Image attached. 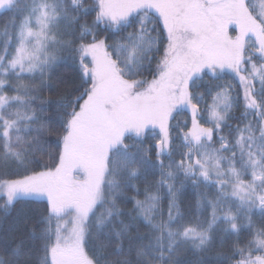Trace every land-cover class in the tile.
I'll return each instance as SVG.
<instances>
[{"label": "snow or ice", "instance_id": "6c2138e0", "mask_svg": "<svg viewBox=\"0 0 264 264\" xmlns=\"http://www.w3.org/2000/svg\"><path fill=\"white\" fill-rule=\"evenodd\" d=\"M3 14L0 209L47 206L0 235V264H208L229 242L216 264H264V0H0ZM65 59L80 84L42 97ZM156 170L126 213L125 189Z\"/></svg>", "mask_w": 264, "mask_h": 264}, {"label": "trees", "instance_id": "16d2710c", "mask_svg": "<svg viewBox=\"0 0 264 264\" xmlns=\"http://www.w3.org/2000/svg\"><path fill=\"white\" fill-rule=\"evenodd\" d=\"M87 4L91 5L94 0H86ZM9 19V14H3L0 15V28L4 26L5 23H7ZM87 21L91 23V21L94 19V13L90 14L87 18ZM99 31V29H98ZM90 39V38H89ZM66 55V53H65ZM153 69L155 67V62H153L152 65ZM146 76L150 79L151 76L146 73ZM80 77H81V69L78 62H74L70 59H65L64 61L60 62L52 72L51 76V88H44L41 90V96L46 99H52L57 100L60 99L61 96H64L65 90L63 85L61 84L62 81H70L74 85L80 84ZM226 79H231V77H227ZM235 83V81H233ZM201 91L204 90L203 87L200 89ZM210 102V101H208ZM47 111L44 113L45 118L49 121L50 125L55 128L57 131L55 134L47 137V139L52 142L53 144L58 139L59 134L62 133L63 129L60 124V116L59 112L62 111L56 107V105L46 106ZM236 116L240 115V112L237 111L235 113ZM188 120L190 122V114L188 112H181L179 114L175 115V119L172 121V124L175 125L177 122L180 123V127H184V121ZM203 123V120L201 121ZM235 123V121H233ZM129 143H132V140L128 141ZM144 143L147 145L154 144V140L152 139L151 135H146L144 137ZM177 143H179V140H177ZM176 158H179L178 155ZM153 159H155L153 155ZM167 163V159L165 160ZM159 180V170H156L153 174L149 175L147 179H139L134 181L136 187H138L141 190V194L137 195V192L132 188H127L124 191L125 198L121 200L120 206L121 208L127 213L131 212L134 208V204L131 200L132 197H136L138 199H143V189L148 186L155 184V182ZM209 191H213L209 189ZM164 190H161V194H163ZM195 201H196V190L191 187V185H186L184 189V194L182 197V208L185 210L186 213L191 212L192 214H196L195 209ZM0 203H2V200H0ZM46 202L45 201H37V200H28L21 203H18L14 209L10 210L7 216L4 215L3 209H0V235H9L10 230L13 229V227L16 224L17 217L20 214H27L31 216L34 220L38 219L41 214L44 213V209L46 208ZM163 207L167 208V200L163 202ZM257 222H259V217H256ZM147 229L145 227H141V231H146ZM15 236H20L21 233L16 232L13 233ZM230 242L225 244L223 247H221L219 244H217L216 248L213 250V252L207 254L206 259L208 260V264H216L217 261V253L223 252L227 253L230 249ZM189 258L192 257V253H187Z\"/></svg>", "mask_w": 264, "mask_h": 264}, {"label": "rangeland", "instance_id": "374dc122", "mask_svg": "<svg viewBox=\"0 0 264 264\" xmlns=\"http://www.w3.org/2000/svg\"><path fill=\"white\" fill-rule=\"evenodd\" d=\"M254 3H256L257 5H259L260 0H253ZM190 114V113H189ZM37 201H44V200H37ZM46 202V201H45Z\"/></svg>", "mask_w": 264, "mask_h": 264}]
</instances>
